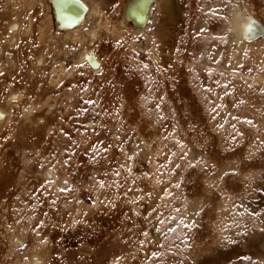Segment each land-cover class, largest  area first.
Returning <instances> with one entry per match:
<instances>
[{
	"label": "rangeland",
	"instance_id": "374dc122",
	"mask_svg": "<svg viewBox=\"0 0 264 264\" xmlns=\"http://www.w3.org/2000/svg\"><path fill=\"white\" fill-rule=\"evenodd\" d=\"M78 1L0 0V264H264V0Z\"/></svg>",
	"mask_w": 264,
	"mask_h": 264
},
{
	"label": "bare ground",
	"instance_id": "6f19581e",
	"mask_svg": "<svg viewBox=\"0 0 264 264\" xmlns=\"http://www.w3.org/2000/svg\"><path fill=\"white\" fill-rule=\"evenodd\" d=\"M166 3L167 0H131L124 10L123 22L125 23L128 20H132L136 26V31L138 32V34L142 33L144 37L147 38V34L149 31L147 32L145 30L147 26H150L149 21L151 19L149 18H151L153 7L167 5L168 3ZM76 8L78 9V6ZM58 14L60 15V18L62 20L61 26L68 29L69 27L73 26V22L77 20L79 11L75 9V6L69 5L67 7L61 4ZM234 30L235 33L233 35L237 38L243 37L245 35L244 27L241 28L235 25Z\"/></svg>",
	"mask_w": 264,
	"mask_h": 264
},
{
	"label": "water",
	"instance_id": "95a60500",
	"mask_svg": "<svg viewBox=\"0 0 264 264\" xmlns=\"http://www.w3.org/2000/svg\"><path fill=\"white\" fill-rule=\"evenodd\" d=\"M65 1H70L72 3L77 4L78 8H79V16L82 17L83 13H84V8L83 6L80 4V2L78 0H65Z\"/></svg>",
	"mask_w": 264,
	"mask_h": 264
}]
</instances>
